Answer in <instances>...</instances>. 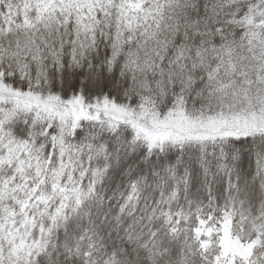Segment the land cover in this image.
I'll use <instances>...</instances> for the list:
<instances>
[{
    "label": "snow or ice",
    "instance_id": "1",
    "mask_svg": "<svg viewBox=\"0 0 264 264\" xmlns=\"http://www.w3.org/2000/svg\"><path fill=\"white\" fill-rule=\"evenodd\" d=\"M0 264H264V0H0Z\"/></svg>",
    "mask_w": 264,
    "mask_h": 264
}]
</instances>
